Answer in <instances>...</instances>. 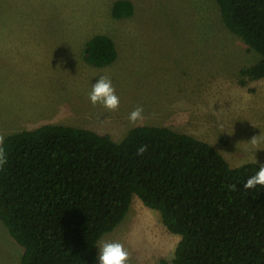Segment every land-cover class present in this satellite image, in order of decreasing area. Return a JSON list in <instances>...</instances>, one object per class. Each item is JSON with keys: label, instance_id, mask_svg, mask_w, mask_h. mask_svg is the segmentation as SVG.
Returning a JSON list of instances; mask_svg holds the SVG:
<instances>
[{"label": "rangeland", "instance_id": "rangeland-1", "mask_svg": "<svg viewBox=\"0 0 264 264\" xmlns=\"http://www.w3.org/2000/svg\"><path fill=\"white\" fill-rule=\"evenodd\" d=\"M114 1L0 0V136L63 124L120 141L137 125H157L210 143L231 166L264 165V78L237 82L259 55L225 26L217 2L129 0L132 15L115 18ZM96 34L109 36L117 52L102 67L83 55ZM100 75L112 80L116 111L88 98ZM138 106L144 118L132 125L128 116ZM179 238L134 194L95 249L98 257L101 241H119L127 264H158L173 258ZM20 256L0 219V264H19Z\"/></svg>", "mask_w": 264, "mask_h": 264}, {"label": "trees", "instance_id": "trees-1", "mask_svg": "<svg viewBox=\"0 0 264 264\" xmlns=\"http://www.w3.org/2000/svg\"><path fill=\"white\" fill-rule=\"evenodd\" d=\"M215 1L225 26L259 55L240 69L238 84L264 78V0ZM111 13L131 16L133 6L115 0ZM83 55L102 67L117 52L109 36L96 34ZM2 146L0 219L21 247L19 264H97L95 245L134 194L180 237L173 258L158 264H264V186L243 189L259 163L231 166L210 143L157 125H137L114 141L43 124L6 135Z\"/></svg>", "mask_w": 264, "mask_h": 264}, {"label": "clouds", "instance_id": "clouds-1", "mask_svg": "<svg viewBox=\"0 0 264 264\" xmlns=\"http://www.w3.org/2000/svg\"><path fill=\"white\" fill-rule=\"evenodd\" d=\"M88 98L93 105L101 104L109 111H116L119 108L120 98L116 94L112 80L107 75H100L99 80L92 84L91 91L88 93ZM143 107L134 108L128 116V120L132 125L143 120ZM3 136H0V168L7 163V153L3 145ZM260 140L257 136L250 140L251 145L257 150L259 149ZM147 151L146 145H140L137 148V155H143ZM257 185L264 186V165H261L258 171L248 177L243 184V189L252 190ZM233 190L235 185L229 186ZM98 261L99 264H127L129 260V252L124 244L119 241H101L98 245Z\"/></svg>", "mask_w": 264, "mask_h": 264}]
</instances>
